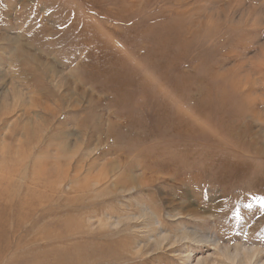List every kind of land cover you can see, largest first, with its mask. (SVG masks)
Here are the masks:
<instances>
[{"label": "rangeland", "instance_id": "rangeland-1", "mask_svg": "<svg viewBox=\"0 0 264 264\" xmlns=\"http://www.w3.org/2000/svg\"><path fill=\"white\" fill-rule=\"evenodd\" d=\"M0 192V264H264V0H0Z\"/></svg>", "mask_w": 264, "mask_h": 264}, {"label": "bare ground", "instance_id": "bare-ground-1", "mask_svg": "<svg viewBox=\"0 0 264 264\" xmlns=\"http://www.w3.org/2000/svg\"><path fill=\"white\" fill-rule=\"evenodd\" d=\"M96 36H93V38H95ZM93 38L92 37H90V36H85V40H90V39H92L93 40ZM101 50L104 52V53H106L107 52V49H103V48H101ZM84 67H85V69L84 70H86L87 68V70H90L91 71V69H94V67L95 66H93V64H91V63H88V64H84ZM81 84V83H80ZM88 83H86V81H83L82 82V84H81V86H85V85H87ZM80 86V85H79ZM76 105V104H75ZM52 107V106H51ZM74 109V108H73ZM43 110L44 111H46V112H52V113H54V111H53V109L52 110H50V107L49 106H46V105H44V107H43ZM54 115V114H53ZM183 122V121H182ZM187 124H182V126L183 127H185ZM183 155V154H182ZM187 156V155H186ZM5 192V191H4ZM2 196H4L3 194H1V192H0V201H1V199H2ZM6 199V198H5ZM8 200L6 199V204H8V202H7ZM0 206H5L6 207V205H2V203H0ZM0 212H2V207H0ZM229 252V251H228ZM247 252V251H246ZM241 254V253H240ZM224 255H225V253H224ZM237 256V258H238V255H236ZM228 258V257H227ZM236 258V259H237ZM244 259V258H243ZM16 260V259H15ZM232 260V259H231ZM234 261V260H233ZM237 261V260H236ZM247 261V260H246ZM201 262H203V261H201ZM248 262V261H247ZM247 262H245L246 264H247ZM252 262V261H251ZM235 263V262H234ZM244 263V262H243ZM242 263V264H243ZM198 264H199V262H198ZM250 264V263H249Z\"/></svg>", "mask_w": 264, "mask_h": 264}]
</instances>
